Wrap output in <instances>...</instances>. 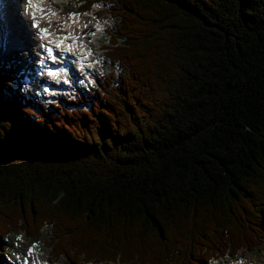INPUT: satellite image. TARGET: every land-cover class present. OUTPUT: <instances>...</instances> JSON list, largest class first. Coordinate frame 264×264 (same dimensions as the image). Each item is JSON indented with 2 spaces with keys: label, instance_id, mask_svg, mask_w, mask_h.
I'll use <instances>...</instances> for the list:
<instances>
[{
  "label": "trees",
  "instance_id": "1",
  "mask_svg": "<svg viewBox=\"0 0 264 264\" xmlns=\"http://www.w3.org/2000/svg\"><path fill=\"white\" fill-rule=\"evenodd\" d=\"M94 1L118 19L100 88L46 107L0 66V264L45 225L73 264L264 249V0Z\"/></svg>",
  "mask_w": 264,
  "mask_h": 264
},
{
  "label": "rangeland",
  "instance_id": "2",
  "mask_svg": "<svg viewBox=\"0 0 264 264\" xmlns=\"http://www.w3.org/2000/svg\"><path fill=\"white\" fill-rule=\"evenodd\" d=\"M81 1L83 0H63V1L62 0L61 1L51 0L53 5L58 7V10L62 12V15L65 18L70 15V11H79V6L81 4ZM54 2H56V4ZM104 7H107L109 9L114 8L109 4L103 3L102 6H98L95 4L91 8V10L84 12L83 14L84 17H81V18L84 19L85 25H88V29L85 32H83V38L87 40V43H89L97 53L99 52V54L102 55L101 57L102 62L98 66V71L100 72L98 77H102V78L107 77L106 79H110V74H107V73H109L111 70H114L115 66L108 60L107 52L104 47L106 46V41H107L106 36L108 32H110V30L113 29L114 23L116 20L113 17L107 15L105 16L104 19H101L105 21L104 22L105 23L104 32L101 34H96V35L94 32H90L92 29V24L94 22L92 18H90V16L92 15L91 12L95 10H99ZM22 14L23 13H21V10H19V14L17 15V17H20V15ZM60 19H61V22L54 24V25L59 27V29L60 28L63 29V23H64L63 17H61ZM19 22L22 23V19H19ZM102 24H103V21H102ZM76 31L78 32L79 28L78 29L76 28ZM93 33L95 36L92 35ZM32 37H34V35H32ZM29 40H31L30 34H29ZM29 43H32V42H29ZM99 46H101L100 49H99ZM30 48H31V51H30ZM30 48H28L27 50L23 49V51H28V53L26 54H23V51L17 50L15 54H12V55L10 53H4L2 54V56L0 55V64L3 62L4 59H7V61H11L13 65V71L16 74H18V77H20L21 79L23 73H25L24 71L34 64L36 60L35 55L38 54V51L35 50V48H37L36 45L34 46L31 45ZM99 54L97 56H99ZM116 71H118V68ZM93 83L94 85L92 87L89 84L85 86L81 85V87L79 89L74 90V92H78V91L80 92V91H84V90L97 87L98 85L97 81H93ZM23 91L27 92V88L23 87ZM30 91L33 92V94L35 95V97L38 99L39 102L43 103L44 105L47 104L41 98V96H44V92L42 88L40 89L37 86L35 87V89H30ZM74 95L75 94L71 93L72 97ZM71 96L69 95L68 97H71ZM51 236L52 235H51L50 229L46 225L42 229L40 239L36 241H32L35 239L28 237L24 231H18L15 234L10 235L7 238L6 242L8 243L7 252L10 255L12 261L11 260L7 261V263L8 264H32L30 262L32 259L41 258L43 260L49 261L51 264H71L70 263L71 261L67 257H62L58 260H55L54 258L51 257L50 250L51 248H53L52 247L53 245L49 244V242L51 241ZM34 243L39 244L40 252L38 254H35V256L30 257L29 247L33 246ZM210 263L211 264H264V249H262L261 251H251L246 248H243V249H240L237 252V254L234 256L227 254L224 257L212 259ZM88 264H104V263L91 262ZM112 264H120V263H112Z\"/></svg>",
  "mask_w": 264,
  "mask_h": 264
},
{
  "label": "bare ground",
  "instance_id": "3",
  "mask_svg": "<svg viewBox=\"0 0 264 264\" xmlns=\"http://www.w3.org/2000/svg\"><path fill=\"white\" fill-rule=\"evenodd\" d=\"M35 0H31V3H29V0H19V7L22 11V15L20 17H17V14H9L7 15H1L0 18V50L4 48V38L7 34L8 28H13L17 32L18 38L21 40L23 49L27 50L29 46V34L34 35L33 39L36 41L34 45L39 47L40 49L43 48V42L42 38L40 36V28H38L36 25L40 24L41 22L47 23L48 26H53L55 23L61 22V14L52 6L51 0H36L39 2V6L45 5L47 7L46 11H44V15L41 14L37 9H35L32 6V3ZM55 1H61V0H55ZM63 1V0H62ZM98 5V4H97ZM19 19H22V23L19 22ZM88 19V18H86ZM87 22V21H86ZM96 27H102V21H97ZM80 26L84 27V19H82L80 16H76L74 18H71L69 20L65 19V22L63 23V29L64 32H69L70 29H73L74 26ZM54 30V29H53ZM62 32V31H61ZM94 36V33L92 34ZM91 35V36H92ZM83 37H73V40H79V46H74L70 49L71 54L73 55L75 59V73L70 75V78L66 81L68 91L72 89H76L80 86V79L81 81H85V83L95 81L94 77L95 74H97V62L95 61H89L86 59H83V49L87 46L86 42L82 39ZM31 51V49H30ZM33 52V50H32ZM28 53V51H23V54ZM98 57V56H97ZM95 65V66H94ZM29 71V70H28ZM81 73V74H80ZM83 77V80H82ZM64 248V247H63ZM59 249V248H58ZM40 251L37 250V254ZM34 256V254L29 255ZM37 260H34V262ZM29 263V262H28ZM42 264H47L46 262Z\"/></svg>",
  "mask_w": 264,
  "mask_h": 264
},
{
  "label": "snow or ice",
  "instance_id": "4",
  "mask_svg": "<svg viewBox=\"0 0 264 264\" xmlns=\"http://www.w3.org/2000/svg\"><path fill=\"white\" fill-rule=\"evenodd\" d=\"M29 3H31V0H29ZM37 27H38V24L36 25ZM45 32H47V29H45L44 30ZM49 51H51V50H49ZM49 75H56V73H54V72H51V71H49V73H48Z\"/></svg>",
  "mask_w": 264,
  "mask_h": 264
}]
</instances>
